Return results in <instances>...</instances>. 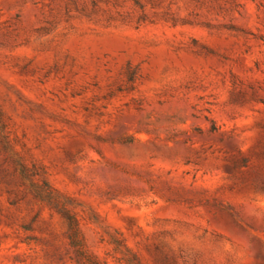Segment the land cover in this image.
<instances>
[{
	"label": "rangeland",
	"instance_id": "1",
	"mask_svg": "<svg viewBox=\"0 0 264 264\" xmlns=\"http://www.w3.org/2000/svg\"><path fill=\"white\" fill-rule=\"evenodd\" d=\"M0 0V264H264V0Z\"/></svg>",
	"mask_w": 264,
	"mask_h": 264
},
{
	"label": "trees",
	"instance_id": "2",
	"mask_svg": "<svg viewBox=\"0 0 264 264\" xmlns=\"http://www.w3.org/2000/svg\"><path fill=\"white\" fill-rule=\"evenodd\" d=\"M134 2L137 3L136 0H134Z\"/></svg>",
	"mask_w": 264,
	"mask_h": 264
}]
</instances>
